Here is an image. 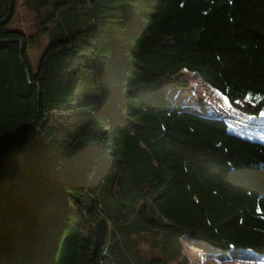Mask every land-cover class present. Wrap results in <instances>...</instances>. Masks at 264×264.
I'll list each match as a JSON object with an SVG mask.
<instances>
[{
  "label": "trees",
  "instance_id": "16d2710c",
  "mask_svg": "<svg viewBox=\"0 0 264 264\" xmlns=\"http://www.w3.org/2000/svg\"><path fill=\"white\" fill-rule=\"evenodd\" d=\"M17 3L0 0V264H188L183 239L264 255V143L164 91L185 70L258 119L264 0H22L31 33ZM172 119L220 152L192 166L233 209L214 225L170 139L210 147Z\"/></svg>",
  "mask_w": 264,
  "mask_h": 264
},
{
  "label": "rangeland",
  "instance_id": "374dc122",
  "mask_svg": "<svg viewBox=\"0 0 264 264\" xmlns=\"http://www.w3.org/2000/svg\"><path fill=\"white\" fill-rule=\"evenodd\" d=\"M13 23V27L15 29L26 33L32 32L33 15L25 10L22 0H18L17 12ZM28 54L30 56L31 63L36 70L43 53L29 50ZM174 79L186 82L189 86L186 89H181L170 84L164 85L166 98L172 105L181 107L184 110L195 111L198 113H202V110H204L205 115L226 119L229 131L242 136V138L254 142L264 143V111L261 113L260 117L256 119L234 110L217 91L206 86V84L202 82L201 79L194 73H188L185 70H182L174 77ZM233 114H239L238 116H242L241 119H245V121L234 119L232 117ZM169 123H172L171 131L167 130L169 133L182 137L192 143H200L210 147L208 154L191 151L180 145H176L170 139L171 146L173 147L175 153L174 158L185 167V170L190 168L196 178L192 168L193 163L209 162L210 160L216 158L220 152L217 148H212L211 144L195 136L190 130L179 124L177 121L172 119ZM186 161H188V164H185ZM196 180L198 181L197 178ZM198 183L200 184L199 181ZM203 189L205 188L203 187ZM224 205H226L228 209L227 211H223L224 213L220 215L218 219L213 220L211 216L208 217L206 214L211 225H214L217 221L225 218L233 212V209L227 204L224 203ZM184 241L185 243L187 242V240ZM192 249L195 250L194 256H191L188 251H186V253L180 255L177 260L179 262L187 260L189 264H264V255H257L247 250H236L223 253L218 250L206 248L204 252L200 253L199 249ZM205 252L210 253L205 254ZM122 257L123 254H120L119 258L121 259Z\"/></svg>",
  "mask_w": 264,
  "mask_h": 264
},
{
  "label": "bare ground",
  "instance_id": "6f19581e",
  "mask_svg": "<svg viewBox=\"0 0 264 264\" xmlns=\"http://www.w3.org/2000/svg\"><path fill=\"white\" fill-rule=\"evenodd\" d=\"M171 124L172 123L168 124V131H171ZM185 164H188V161H186ZM186 174L188 187L193 198L198 201V203L202 206L208 217L211 216L212 219L215 220L218 219V217L224 213L223 211H227L228 208L220 199H218L214 194L207 192L206 189H203V187L198 183V181L194 177L190 168L186 169ZM185 245L192 246L189 242H186ZM201 249L203 251L206 250L205 247H201ZM183 253H185L184 249L181 248V255ZM205 253L209 254L210 252Z\"/></svg>",
  "mask_w": 264,
  "mask_h": 264
},
{
  "label": "crops",
  "instance_id": "0c3cea01",
  "mask_svg": "<svg viewBox=\"0 0 264 264\" xmlns=\"http://www.w3.org/2000/svg\"><path fill=\"white\" fill-rule=\"evenodd\" d=\"M206 110V109H205ZM239 115V114H238ZM238 115H232V117L234 118V119H240V120H243V121H245V119H241V117L242 116H238ZM206 116H208V115H206ZM208 117H211V116H208ZM212 118H219V117H215V116H213ZM226 122H227V120L226 119H224ZM237 120H234V121H237ZM227 124H228V122H227ZM229 128V127H228ZM231 133H233V134H235L234 132H232V131H230ZM235 135H237V136H239L238 134H235ZM239 137H242V136H239ZM185 239H183L182 241H181V245H182V248L184 249V252L186 253V251H188V253L191 255V256H194L195 255V250H193L192 248H196V247H192V246H187V245H185V241H184ZM188 248V249H187ZM197 249H199L200 250V253L201 252H204L201 248H197ZM206 254V253H205ZM206 257V256H205ZM192 261V260H191ZM188 264H189V262H188Z\"/></svg>",
  "mask_w": 264,
  "mask_h": 264
},
{
  "label": "water",
  "instance_id": "95a60500",
  "mask_svg": "<svg viewBox=\"0 0 264 264\" xmlns=\"http://www.w3.org/2000/svg\"><path fill=\"white\" fill-rule=\"evenodd\" d=\"M9 2H10V0H9ZM10 5H11V4H10ZM6 20H7V19H6ZM6 20H5V21H6ZM5 21H4V22H5ZM4 22H3V23H4ZM23 69H24V67H23ZM24 70H25V69H24ZM25 72H26V70H25ZM26 74H27V73H26ZM27 75H28V74H27Z\"/></svg>",
  "mask_w": 264,
  "mask_h": 264
}]
</instances>
